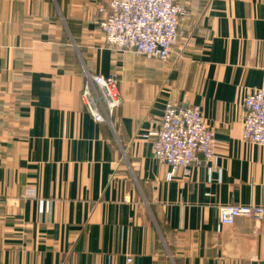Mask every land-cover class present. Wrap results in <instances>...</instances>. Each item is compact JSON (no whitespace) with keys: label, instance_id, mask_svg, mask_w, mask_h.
Wrapping results in <instances>:
<instances>
[{"label":"crops","instance_id":"1","mask_svg":"<svg viewBox=\"0 0 264 264\" xmlns=\"http://www.w3.org/2000/svg\"><path fill=\"white\" fill-rule=\"evenodd\" d=\"M101 0H0V264H264V146L242 139L264 88V0H188L168 61L108 46ZM87 73L119 76L98 123ZM167 103L197 106L217 161L189 174L152 154ZM128 259H131L128 261Z\"/></svg>","mask_w":264,"mask_h":264},{"label":"built area","instance_id":"2","mask_svg":"<svg viewBox=\"0 0 264 264\" xmlns=\"http://www.w3.org/2000/svg\"><path fill=\"white\" fill-rule=\"evenodd\" d=\"M101 1L106 7H100L104 13L100 27L108 44L163 62L170 58L181 35L186 0ZM118 84L116 75L87 73L81 98L96 122H112L116 109L122 104ZM152 136V154L159 162L169 165L171 175L178 168L189 174L194 164H204L210 169L217 161L215 132L206 124L197 106L167 103L162 123ZM242 138L264 146V89L248 94L244 100ZM218 211L222 226L233 225L240 217L257 222L264 216V208L256 205H225Z\"/></svg>","mask_w":264,"mask_h":264},{"label":"rangeland","instance_id":"3","mask_svg":"<svg viewBox=\"0 0 264 264\" xmlns=\"http://www.w3.org/2000/svg\"><path fill=\"white\" fill-rule=\"evenodd\" d=\"M187 1L188 0H186V3H185V10H186V16H187V9H186V5H187ZM103 2V1H102ZM185 16V17H186ZM102 20V19H101ZM100 20V21H101ZM101 28V27H100ZM102 30V29H101ZM103 34H104V32H103ZM104 37H105V34H104ZM179 38H180V36H179ZM179 38H178V41H179ZM105 41H106V37H105ZM178 41H177V43H178ZM106 43L108 44V42L106 41ZM177 43L175 44V46L173 47V51H172V53H174V51H175V48H176V46H177ZM108 46L109 47H111L112 49H115L116 51H121V52H133V53H136L134 50H131V49H122V50H118V49H116V48H114L113 46H111L110 44H108ZM171 53V54H172ZM137 54V53H136ZM137 55H139V54H137ZM170 57H171V55H170ZM169 60V59H168ZM167 60V61H168ZM100 75V74H99ZM112 75H116V73L115 74H112ZM117 77H118V79H119V76L118 75H116ZM119 85V84H118ZM264 88H262V89H257V90H263ZM257 90H255V91H257ZM255 91H252V92H250V93H248V94H251V93H253V92H255ZM119 92V91H118ZM247 94V95H248ZM246 95V96H247ZM246 96L244 97V99H243V105H242V107H243V111H244V100H245V98H246ZM206 122V121H205ZM206 124L215 132V128L213 127V126H211L208 122H206ZM216 133V132H215ZM242 133H243V120H242ZM149 135H152V133H150ZM216 137V136H215ZM243 139V138H242ZM153 141V140H152ZM215 146H216V141H215ZM214 150H215V148H214ZM215 156H216V159H217V155H216V152H215ZM169 166V165H168ZM211 167H212V165H210ZM171 169V168H170Z\"/></svg>","mask_w":264,"mask_h":264}]
</instances>
